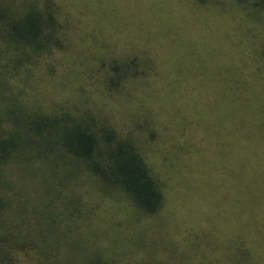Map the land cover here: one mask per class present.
Returning <instances> with one entry per match:
<instances>
[{
  "label": "trees",
  "instance_id": "obj_1",
  "mask_svg": "<svg viewBox=\"0 0 264 264\" xmlns=\"http://www.w3.org/2000/svg\"><path fill=\"white\" fill-rule=\"evenodd\" d=\"M209 1L194 0L202 6ZM63 3L0 0V264H171L175 261L171 255L165 258L154 252L173 248L163 240L172 222L166 213L168 182L155 173L146 156L149 139L156 138L150 124L146 121L124 134L102 118L97 107H43L37 102L44 95L36 76L41 61L65 51L72 41L68 32L79 27ZM214 3L223 8L222 1ZM229 4L240 20L251 25L246 31H252L258 42L253 54L259 57L254 73L259 77L230 78V89L217 86L215 93L222 94L206 98L208 107L212 103L221 113L227 104L229 121L217 126L212 111L205 115L198 109L195 120L202 140L208 141L217 129L233 139L239 132L230 128L232 122L237 114L243 117V149L250 161L243 171L246 191H254L260 200L246 204L254 214L246 212L241 229L236 192L229 191L230 244L235 249L231 264H264V0H229ZM102 47L107 50L106 43ZM96 68L102 76L104 91H100L114 95L128 94L155 66L133 53L124 59H100ZM223 90L229 95L219 92ZM206 117L215 123L207 124ZM211 143L213 148L204 143L187 160L198 154L196 162L226 168L217 184L222 192L224 181L229 183L232 177L225 156ZM226 197L222 192L220 200ZM205 234L186 239L184 246L178 244L182 254L175 262L218 264L219 249ZM123 255L130 262H124Z\"/></svg>",
  "mask_w": 264,
  "mask_h": 264
},
{
  "label": "rangeland",
  "instance_id": "obj_2",
  "mask_svg": "<svg viewBox=\"0 0 264 264\" xmlns=\"http://www.w3.org/2000/svg\"><path fill=\"white\" fill-rule=\"evenodd\" d=\"M60 1L71 11L79 27L77 31L68 32L72 41L65 51H57L41 61L40 75L36 76L40 77L39 86L44 95L39 96L37 102L43 107L60 104L97 107L102 118L124 134L147 121L156 133V138L149 139L146 148L147 161L155 173L167 179L166 213L168 211L172 218V222L164 218L169 220L170 227L163 234V240L173 249L171 252L167 248L166 251L154 250L156 256L168 258L171 255L179 263L182 248L178 244L184 246L186 239L206 233L205 238L219 249L216 262L231 264L235 249L230 244L233 224L229 217L232 199L229 191L236 192L234 198L241 229L246 212L254 214L247 211L246 204L260 200V196L254 197V191H246L243 171L248 169L250 161L243 149L245 123L237 114L230 128L234 127L239 134L233 139L224 137L225 132L217 129L213 139L204 141L195 117L198 109L205 115L212 111L217 126L229 121L228 105L224 104L226 108L221 113L220 107L212 103L208 107L206 98L215 99L213 96L222 94L215 93L217 86L225 85L230 89V78L252 75L258 79L259 73H254L259 57L253 54L258 42L252 38V31H246L251 25L233 13L229 0H219L224 3L223 8L212 4L214 0H210L208 6L194 0ZM105 43L107 50L102 47ZM133 53L147 59L149 66H155L154 71L143 77L133 90L130 88L128 94L124 91L110 95L100 91L104 89L96 68L99 60L124 59ZM48 66L53 67V72L48 71ZM168 84L171 86H166ZM219 92L228 96L230 91ZM225 101L229 102L227 98ZM206 118L207 124L215 123ZM211 142H215L218 153L225 156L232 177L229 183H223L226 201L220 200L222 192L217 188L220 175L224 174L222 170L226 168L196 162L198 154H193L195 161L187 160L189 154L197 153L204 143L213 148ZM171 165L173 169L169 168ZM181 165L184 167L178 170ZM181 182L187 186L179 184ZM239 238L245 241L243 236ZM204 250L197 251L196 259ZM113 256L119 260L116 251ZM122 260L130 262L124 255ZM175 261L171 264H177Z\"/></svg>",
  "mask_w": 264,
  "mask_h": 264
}]
</instances>
